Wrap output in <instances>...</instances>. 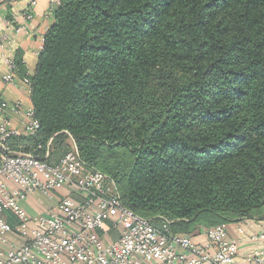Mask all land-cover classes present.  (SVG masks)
<instances>
[{
  "label": "trees",
  "instance_id": "trees-1",
  "mask_svg": "<svg viewBox=\"0 0 264 264\" xmlns=\"http://www.w3.org/2000/svg\"><path fill=\"white\" fill-rule=\"evenodd\" d=\"M48 16L31 74L14 53L38 128L9 150L71 137L153 221L264 206V0H58ZM159 68L188 76L159 95Z\"/></svg>",
  "mask_w": 264,
  "mask_h": 264
},
{
  "label": "built area",
  "instance_id": "built-area-1",
  "mask_svg": "<svg viewBox=\"0 0 264 264\" xmlns=\"http://www.w3.org/2000/svg\"><path fill=\"white\" fill-rule=\"evenodd\" d=\"M35 4L32 0L12 14L22 22L13 25L5 19L13 31L0 34L1 80L27 93L28 80L15 79L13 57L16 37L26 30ZM53 5L52 1L47 15H52ZM37 128L29 104L0 102V264H264L260 222L245 220L232 229L228 223L216 224L196 236L175 232L171 221H153L126 207L106 175L89 166L76 146L54 163L9 150V138L32 135ZM65 187L74 189V195L59 196L47 212L28 215L21 205L35 194L52 198ZM3 212L18 221L15 227ZM10 233H17L21 242L8 239ZM244 241L254 248L243 252Z\"/></svg>",
  "mask_w": 264,
  "mask_h": 264
},
{
  "label": "crops",
  "instance_id": "crops-1",
  "mask_svg": "<svg viewBox=\"0 0 264 264\" xmlns=\"http://www.w3.org/2000/svg\"><path fill=\"white\" fill-rule=\"evenodd\" d=\"M32 0H1L0 1V34L10 33L11 27H7L4 24L6 17H10L8 20L15 23L22 22L20 17L16 20L13 19L12 14L19 13L23 11ZM50 6V0H36L35 6L32 8V18L25 21L26 30L20 33L16 37V50L20 51L21 67L20 70L26 74H31L36 66L37 56L42 48V39L45 31L50 26L52 22L51 16L47 15V10ZM16 15V14H15ZM3 54V49L0 47V102L5 101L7 103H12L15 100H21L25 105L30 104L29 93L23 88L13 87L5 84L1 80V74L4 73V67L2 63L1 56ZM20 74L17 73V78L20 79ZM14 119L16 116H13ZM54 162V161H53ZM74 189L71 187H65L60 191L56 192L54 197L50 198L48 195L35 194L21 201V205L28 215H35L49 211L53 208L56 199L64 194L74 195ZM3 216L13 227L16 226L18 221L8 212H3ZM264 226V225H263ZM8 239L16 243L21 242L20 236L17 233H10ZM242 251L254 248L252 245L248 244V241H244L242 245ZM0 249L3 246L0 244Z\"/></svg>",
  "mask_w": 264,
  "mask_h": 264
},
{
  "label": "rangeland",
  "instance_id": "rangeland-1",
  "mask_svg": "<svg viewBox=\"0 0 264 264\" xmlns=\"http://www.w3.org/2000/svg\"><path fill=\"white\" fill-rule=\"evenodd\" d=\"M1 1V0H0ZM53 1V4H57L58 0H50V4ZM49 9V8H48ZM48 12V10H47ZM188 74H185L184 71H175L168 68H159L157 69L154 74L151 76L149 80V89L156 92V94L161 95L169 85H177L181 83L184 79H186ZM35 138L31 139L29 143L23 142L21 147H17L15 152H19L22 154H30L35 155L38 157L45 158L46 160L53 161L56 159V157H59L61 146L67 145L68 149H72L75 144L73 143V140L71 137H53L48 138L46 141V145L43 148V144H36ZM107 182H110V189L120 195L119 187L117 183L114 181V179L111 177L110 174L105 173ZM146 216L154 218V221H160L163 219H167L171 221V227L175 232L179 233H189L191 235H199L203 229H206L210 227L211 225L217 223L221 216L218 213L215 212H201L192 219L184 222H178L177 220H174L170 218L167 215L163 214H147ZM251 221L254 222H260L262 225H264V206H262L260 209L256 211H251L250 213L243 215L238 220H230L227 223L229 226L232 227L236 225L237 223L243 224V222ZM249 227H245V230L247 231Z\"/></svg>",
  "mask_w": 264,
  "mask_h": 264
}]
</instances>
